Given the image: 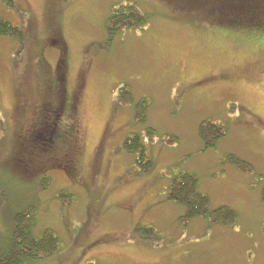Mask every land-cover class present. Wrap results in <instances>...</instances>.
<instances>
[{
	"label": "rangeland",
	"instance_id": "1",
	"mask_svg": "<svg viewBox=\"0 0 264 264\" xmlns=\"http://www.w3.org/2000/svg\"><path fill=\"white\" fill-rule=\"evenodd\" d=\"M240 1L223 17L205 0H0V20L24 35L0 37V250L15 214L34 205V234L51 229L60 247L27 264H264L257 179L221 164L234 154L264 174V4ZM122 2L150 18L107 43L104 19ZM121 85L149 100L144 126L130 106L115 108ZM205 119L225 136L202 151ZM146 127L153 167L141 173L122 145ZM176 171L238 220L180 225L183 209L165 200ZM136 225L159 238L136 236Z\"/></svg>",
	"mask_w": 264,
	"mask_h": 264
},
{
	"label": "trees",
	"instance_id": "2",
	"mask_svg": "<svg viewBox=\"0 0 264 264\" xmlns=\"http://www.w3.org/2000/svg\"><path fill=\"white\" fill-rule=\"evenodd\" d=\"M205 1L214 7H220L223 17H225L224 14L226 12L235 10V7L230 5L233 4V0ZM250 1L253 3L255 0ZM240 3L244 4L245 1L241 0ZM254 3H256V6L257 4H264V0H256ZM250 9L251 5H243L238 11L249 13ZM149 18V15L141 11L134 2L111 4L103 22V31L107 43L118 37L122 32L142 30L146 26ZM255 19L259 20L257 17ZM260 20L264 22V16ZM0 37H8L22 42L24 35L17 26L0 20ZM125 105L132 108L134 122L144 126L147 120V112L150 108L149 100L145 97L135 99L130 87L121 85L115 96L114 106L115 108H120ZM59 127L56 128L54 136L51 137L53 140L57 139L58 134H61L58 130ZM143 136H145L147 141H151L156 136V132L153 128L146 127L143 133L130 134L123 141L122 145V149L127 154L136 157V163L141 167V173L147 172L153 167V160L147 156L146 145L142 142ZM197 136L202 143V151H207L216 147L217 143L225 136V132L221 125L214 124L210 120L205 119L197 127ZM166 141L169 144H176L178 139L170 136L167 137ZM56 142H58L56 145H59L61 140H57ZM221 164L232 166L244 174H250L256 177L257 181L255 185L259 189L260 200L264 201V174L255 173L250 163L234 154L225 155ZM165 191V200L171 201L183 209L181 215L178 217L180 225H185L195 218H201L209 224L220 225H231L238 220L237 212L228 206L220 205L216 208H211L210 197L199 190V179L193 173L176 171V174L172 175L167 181ZM58 196L67 198L71 194L63 190L58 193ZM35 214L36 206L34 205H29L15 214L11 232L5 238L2 249L0 250V264H27L32 260L39 259L42 256L52 255L58 251L60 240L53 230L46 228L38 235L34 234ZM134 234L150 240L152 238H159L158 231L152 226L136 225L134 227Z\"/></svg>",
	"mask_w": 264,
	"mask_h": 264
},
{
	"label": "flooded vegetation",
	"instance_id": "3",
	"mask_svg": "<svg viewBox=\"0 0 264 264\" xmlns=\"http://www.w3.org/2000/svg\"><path fill=\"white\" fill-rule=\"evenodd\" d=\"M75 132H76V130L73 128L71 134L70 135L68 134L69 136L64 141V146L65 147H64L63 151H66V150L69 151V149L74 148V146H75L74 141L77 142V138H76L77 136H74ZM78 145L80 146V144H78Z\"/></svg>",
	"mask_w": 264,
	"mask_h": 264
}]
</instances>
